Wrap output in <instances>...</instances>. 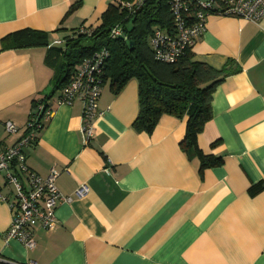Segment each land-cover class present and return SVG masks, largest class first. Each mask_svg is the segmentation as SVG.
I'll use <instances>...</instances> for the list:
<instances>
[{
    "label": "crops",
    "instance_id": "0c3cea01",
    "mask_svg": "<svg viewBox=\"0 0 264 264\" xmlns=\"http://www.w3.org/2000/svg\"><path fill=\"white\" fill-rule=\"evenodd\" d=\"M117 2L0 0V149L26 134L43 100L53 111L23 148L26 165L41 176L55 168L64 196L88 186L57 204L53 229L36 227L31 249L5 240L12 210L0 196V264H264V17L210 15L191 47L192 60L231 71L212 91L211 118L196 136L222 163L202 169L180 145L187 115L162 114L150 133L134 129V78L114 93L104 77L87 143L81 101L58 103L66 40L98 26ZM22 30L45 33L46 44L12 47L8 37ZM6 121L17 130L7 132ZM0 195H13L3 173Z\"/></svg>",
    "mask_w": 264,
    "mask_h": 264
},
{
    "label": "built area",
    "instance_id": "2783aa9c",
    "mask_svg": "<svg viewBox=\"0 0 264 264\" xmlns=\"http://www.w3.org/2000/svg\"><path fill=\"white\" fill-rule=\"evenodd\" d=\"M165 1L171 23L166 27L154 26L149 40L154 57L164 62H175L186 50L191 49L204 31L206 19L210 15L234 16L252 22H258L264 17V0ZM145 2L146 0H118L119 11L125 17L110 28L109 38L125 40V21ZM78 32L90 34L91 29L81 26ZM109 55V50L102 47L84 58L62 87L59 96L58 103L70 104L75 98L81 101V133L85 143L93 134L96 103ZM52 111L48 103L38 102L28 118L26 134L14 145L0 149V173L4 174L6 185L13 188L12 198L0 195L2 200H8L12 210V220L5 233V240L15 239L29 249L36 244V227L45 230L55 227V209L59 202H67L72 196L83 197L88 193L87 184H82L72 196H64L56 185L59 172L55 168H50L46 176H41L26 165L23 148L35 142ZM4 127L9 133L17 130L11 121H6Z\"/></svg>",
    "mask_w": 264,
    "mask_h": 264
},
{
    "label": "trees",
    "instance_id": "16d2710c",
    "mask_svg": "<svg viewBox=\"0 0 264 264\" xmlns=\"http://www.w3.org/2000/svg\"><path fill=\"white\" fill-rule=\"evenodd\" d=\"M124 15L119 11L118 2L110 4L101 15V23L90 34L78 32L76 37L66 40L65 75L56 87H63L70 80L76 64L105 47L110 55L104 77L110 78L113 92H119L129 79L138 82L139 111L133 122L134 129L150 133L162 114L187 115L185 136L180 142L182 150L198 157L202 169L220 165L222 158L204 154L197 146L196 136L211 118L212 91L231 71L192 60L191 49L175 62L154 57L149 41L153 27H166L171 23L165 0H146L125 21L126 39L109 38L110 28L123 20ZM8 38H12L10 45L14 48L46 44V34L34 30L18 31ZM255 187L260 189L262 184Z\"/></svg>",
    "mask_w": 264,
    "mask_h": 264
}]
</instances>
